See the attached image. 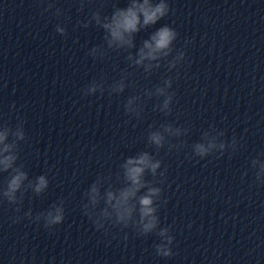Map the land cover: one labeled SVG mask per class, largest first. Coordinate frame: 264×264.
Listing matches in <instances>:
<instances>
[{
  "label": "clouds",
  "instance_id": "obj_1",
  "mask_svg": "<svg viewBox=\"0 0 264 264\" xmlns=\"http://www.w3.org/2000/svg\"><path fill=\"white\" fill-rule=\"evenodd\" d=\"M88 0H79L80 10L82 11ZM38 3H46L41 15L50 12L55 8L54 15H63L62 9L55 7L54 0H38ZM172 9L168 0H128L126 7L113 5L111 15H102L101 10L91 13L87 22H79L84 28L95 24L101 28L104 35V45L92 47L89 55L93 58H103L107 50L126 51V59L131 67L142 68L144 73L150 75L154 70L161 68L162 63L166 62L169 72L176 69L178 65L186 59L184 50L174 49V42L179 33L175 28L164 24L153 31L147 39L142 40L139 48L136 49V35L143 30L156 25L163 18L168 16ZM55 31L61 36L67 35L65 26L57 24ZM192 41H186V45ZM175 51V56H172ZM172 56V59L168 58ZM130 74L125 72L121 79L113 82L109 87V94H121L128 87L126 83ZM173 79H164L162 85H157L154 90H145L143 95L151 99L153 96L163 98L155 106L154 110L164 113L165 116L172 112V104L175 93L172 89ZM6 87V85H5ZM84 96L95 95L106 91L105 82L93 80L82 90ZM140 95L129 96L124 104L125 113L134 116L136 119L142 118L143 106ZM13 108L15 105L12 106ZM153 126H150L152 129ZM190 129L177 127L172 123H164L150 130L147 134V145L149 148L159 150L167 148L179 150L186 146L185 140L181 137L187 136ZM225 136V131L210 125L201 134L199 142L191 145L192 156L205 159L216 153L222 156L225 151L231 149L235 152L239 141L235 136L228 143L221 139ZM169 138H176L179 143H171ZM27 140L24 128V121L18 118L14 127L8 123H0V174L7 173L3 186H0V201H6L9 205L15 206V211L19 213L25 198V194L31 192L40 196L47 191L49 179L46 174H41L35 179H30L28 172L23 164H18L20 159V142ZM264 156L261 153L251 160V167L255 173V182L264 185ZM163 162L153 155L150 151H141L134 156H129L120 164V171L116 174V183L121 185L116 187L112 182L111 174L108 176L99 175L84 193L82 208L84 214L91 220L97 231L105 230L106 225L119 227L121 231L132 228L138 236L147 237L155 233L159 242L153 245L155 255L161 258H171L174 255L173 244L175 237L172 233V226L161 227L158 215L162 201V185L166 181L167 168L162 169ZM150 175L151 180L146 179ZM247 175V173H245ZM105 185L107 187L105 188ZM103 189V191H102ZM103 204V207L100 205ZM13 223H19L23 219L30 222H43V227L54 230L65 220V201L60 199L53 203L47 210L33 216L32 210L24 212L23 216L13 217ZM128 239L127 234L124 240ZM55 258H53L54 262ZM23 264V262H21Z\"/></svg>",
  "mask_w": 264,
  "mask_h": 264
}]
</instances>
